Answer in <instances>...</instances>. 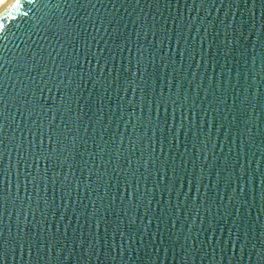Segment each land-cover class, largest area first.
<instances>
[{
    "label": "water",
    "instance_id": "water-1",
    "mask_svg": "<svg viewBox=\"0 0 264 264\" xmlns=\"http://www.w3.org/2000/svg\"><path fill=\"white\" fill-rule=\"evenodd\" d=\"M0 264H264V0L3 4Z\"/></svg>",
    "mask_w": 264,
    "mask_h": 264
},
{
    "label": "bare ground",
    "instance_id": "bare-ground-1",
    "mask_svg": "<svg viewBox=\"0 0 264 264\" xmlns=\"http://www.w3.org/2000/svg\"><path fill=\"white\" fill-rule=\"evenodd\" d=\"M7 1H8V0H1V1H0V7H1L3 4H5Z\"/></svg>",
    "mask_w": 264,
    "mask_h": 264
}]
</instances>
